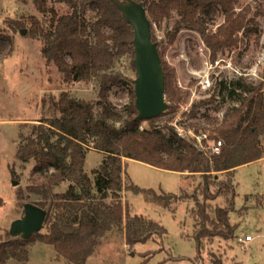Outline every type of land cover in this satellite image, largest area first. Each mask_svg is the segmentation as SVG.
Listing matches in <instances>:
<instances>
[{"label":"rangeland","instance_id":"1","mask_svg":"<svg viewBox=\"0 0 264 264\" xmlns=\"http://www.w3.org/2000/svg\"><path fill=\"white\" fill-rule=\"evenodd\" d=\"M49 5L60 14L71 10L66 4L49 1ZM243 10L248 11V19L256 22L255 30L243 29L236 34L233 46L218 51L207 45L200 30L183 28L174 35L176 21L180 20L175 11L171 17L152 25L153 40L158 43L162 62L173 72L177 93L181 95L173 101L166 95L169 108L156 124L164 126L170 120V126L180 135L208 153L213 152L212 147L218 141L208 138V133L203 138L197 135L203 127L211 129L240 108L246 99L264 94V0H239L236 11ZM87 15L94 17L89 9ZM33 16L42 25L48 23V16L37 9L33 0H0V197L4 202L0 207V235L4 237L10 233L12 222L24 216L26 204L45 200L28 192L35 161H21L18 152L29 138L36 137L38 126L42 127V136L49 129L56 130L52 123L58 122L59 114L50 109L51 98L60 100L67 94L91 104L103 100L99 81L67 79L55 63L48 61L43 53V38L38 32L30 31ZM223 23V14L216 13L206 29L208 33L216 32ZM104 31L109 33L110 29L104 27ZM134 57L123 55L114 68V73L129 83L108 92V104L125 112L120 120L110 119L116 127H122L130 118V87H135L137 77ZM240 77L253 90L242 95L238 90V94L232 95ZM203 101L196 117L188 118L194 106ZM148 126L144 122L141 129ZM53 138L56 140L58 136ZM259 138L264 156V133ZM106 156L94 148L87 151L85 169L92 179ZM123 160L124 210L126 214L144 217L148 240L129 245L127 236L115 230L85 261L65 256L54 244L38 241L30 246L27 264H215L216 260L221 264H264V157L238 167L231 174H217L219 180L232 182L236 197L233 202L221 196L209 203L213 209L231 210L234 233L230 239L219 235L205 237L200 250L197 236L201 223L193 210L197 208V200L204 202L200 189L203 177L158 169L137 160ZM133 185L154 189L165 198L164 202H152L144 194L134 193L129 190ZM68 187L69 182H65L52 190L65 192ZM46 232L44 226L41 233ZM248 236L252 239L247 240Z\"/></svg>","mask_w":264,"mask_h":264},{"label":"trees","instance_id":"2","mask_svg":"<svg viewBox=\"0 0 264 264\" xmlns=\"http://www.w3.org/2000/svg\"><path fill=\"white\" fill-rule=\"evenodd\" d=\"M49 1L66 4L71 10L60 14L49 5ZM136 1L144 3L152 25L171 17L175 11L180 20L176 21L174 35L183 28L200 30L207 45L216 51L233 46L236 34L243 29L251 31L256 28V22L248 19V11H236L239 0ZM33 2L42 14L48 16L46 25L33 16L30 30L43 38V53L48 61L55 63L67 79L99 81L103 100L91 104L72 99L67 94H63L60 100L51 98L50 109L59 114L58 122L52 123L56 130L49 129L46 136H42V127L38 126L36 137L29 138L18 152L21 161H35L27 190L45 198L36 205L47 210L44 224L47 232H38L28 238L13 237L9 232L5 237L0 235V264H16L14 261L27 264L30 246L38 241L54 244L62 254L78 261L91 256L115 230L127 236L129 245L146 242L145 227L148 224L144 217L126 214L124 210L121 196L124 190V158L166 171L201 175L204 179L200 188L204 202L197 200V208L193 210L201 223L198 249H201L205 237L219 235L230 239L234 233L230 224L231 210L223 207L213 209L209 201L225 196L229 197L228 202H233L236 197L232 182L219 180V172L231 174L238 167L264 157L259 138L264 133V94L246 99L240 108L234 109L211 129L203 127L202 133L198 130L201 134L197 135L202 138L208 133V138L222 141L220 153H208L199 144L180 135L170 126V120L164 126L156 124L165 113L159 118L139 120L135 87L132 86V102L128 107L130 118L122 127L113 126L110 119L120 120L125 112L108 104V92L115 86L129 85L126 79L114 73V68L123 55L135 56L133 27L126 22L113 0ZM88 9L94 17L87 15ZM216 13L223 14L224 23L216 32L208 33L206 25ZM104 27H108L110 32H105ZM163 68L166 95L171 101L177 100L181 95L177 93L174 74L165 63ZM238 90L242 95L252 91L253 86L240 77L232 95L238 94ZM203 103L196 104L188 118L196 117L197 108ZM144 122L149 126L141 129ZM53 135L58 138L54 140ZM90 148L107 155L94 172L93 179L85 169ZM65 182H69L65 192H53V187ZM129 190L144 194L152 202H164L165 199L154 189L133 185ZM3 203L0 197V207ZM215 264H221V261L216 260Z\"/></svg>","mask_w":264,"mask_h":264},{"label":"water","instance_id":"3","mask_svg":"<svg viewBox=\"0 0 264 264\" xmlns=\"http://www.w3.org/2000/svg\"><path fill=\"white\" fill-rule=\"evenodd\" d=\"M126 22L133 27L134 60L137 70L135 106L139 120H151L162 116L169 108L166 98V78L158 43L153 40L152 22L143 2L113 0ZM17 185L18 182H14ZM24 216L12 222L13 237L28 238L41 232L47 210L33 203L24 208Z\"/></svg>","mask_w":264,"mask_h":264},{"label":"built area","instance_id":"4","mask_svg":"<svg viewBox=\"0 0 264 264\" xmlns=\"http://www.w3.org/2000/svg\"><path fill=\"white\" fill-rule=\"evenodd\" d=\"M206 137V136H205ZM202 138V137H201ZM199 139V138H198ZM222 148V141H218L214 147H212L213 153H220ZM252 237L248 236L247 240H251Z\"/></svg>","mask_w":264,"mask_h":264},{"label":"crops","instance_id":"5","mask_svg":"<svg viewBox=\"0 0 264 264\" xmlns=\"http://www.w3.org/2000/svg\"><path fill=\"white\" fill-rule=\"evenodd\" d=\"M125 169V168H124Z\"/></svg>","mask_w":264,"mask_h":264}]
</instances>
